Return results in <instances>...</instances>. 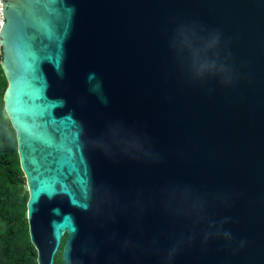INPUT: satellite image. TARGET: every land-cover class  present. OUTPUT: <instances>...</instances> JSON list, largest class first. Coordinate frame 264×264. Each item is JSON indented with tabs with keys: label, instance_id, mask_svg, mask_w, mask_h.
Listing matches in <instances>:
<instances>
[{
	"label": "water",
	"instance_id": "water-1",
	"mask_svg": "<svg viewBox=\"0 0 264 264\" xmlns=\"http://www.w3.org/2000/svg\"><path fill=\"white\" fill-rule=\"evenodd\" d=\"M3 118L38 264H264V0H5Z\"/></svg>",
	"mask_w": 264,
	"mask_h": 264
},
{
	"label": "trees",
	"instance_id": "trees-1",
	"mask_svg": "<svg viewBox=\"0 0 264 264\" xmlns=\"http://www.w3.org/2000/svg\"><path fill=\"white\" fill-rule=\"evenodd\" d=\"M0 46V264H38L26 217L29 193L21 168L17 133L11 121L3 118L8 79L2 67ZM62 246L54 264H64Z\"/></svg>",
	"mask_w": 264,
	"mask_h": 264
},
{
	"label": "built area",
	"instance_id": "built-area-1",
	"mask_svg": "<svg viewBox=\"0 0 264 264\" xmlns=\"http://www.w3.org/2000/svg\"><path fill=\"white\" fill-rule=\"evenodd\" d=\"M4 1L5 0H0V32L4 26L5 22V16H4Z\"/></svg>",
	"mask_w": 264,
	"mask_h": 264
},
{
	"label": "rangeland",
	"instance_id": "rangeland-1",
	"mask_svg": "<svg viewBox=\"0 0 264 264\" xmlns=\"http://www.w3.org/2000/svg\"><path fill=\"white\" fill-rule=\"evenodd\" d=\"M2 67H3V63H2Z\"/></svg>",
	"mask_w": 264,
	"mask_h": 264
}]
</instances>
